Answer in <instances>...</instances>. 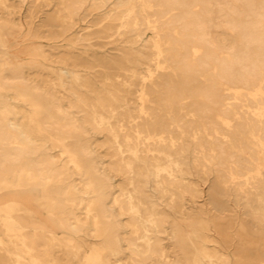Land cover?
<instances>
[{
    "label": "bare ground",
    "instance_id": "bare-ground-1",
    "mask_svg": "<svg viewBox=\"0 0 264 264\" xmlns=\"http://www.w3.org/2000/svg\"><path fill=\"white\" fill-rule=\"evenodd\" d=\"M10 1L0 264H264V0Z\"/></svg>",
    "mask_w": 264,
    "mask_h": 264
},
{
    "label": "rangeland",
    "instance_id": "rangeland-1",
    "mask_svg": "<svg viewBox=\"0 0 264 264\" xmlns=\"http://www.w3.org/2000/svg\"><path fill=\"white\" fill-rule=\"evenodd\" d=\"M19 0H11L10 2L12 3H15L17 4ZM27 3L24 5H22L20 7V11H19V17L22 21L23 24H25V22L28 20V18L31 16V20L33 22V25L35 27H37L38 24L41 23V21H43L45 18H47L46 16L47 15H51L53 13V8L52 7H44L41 5H36V6H30V1L31 0H26ZM29 3V5H28ZM83 19V20H81ZM96 19V16L94 15H83L81 14L78 18H77V25H79L77 28H80V27H83L89 23H91L92 21H95ZM55 26V25H54ZM76 28V29H77ZM54 29V28H53ZM20 35L16 37L15 40H10V41H6L5 42V45L8 47V49H10V51L8 52V54H12L13 51H11L12 48H14V46L16 45L15 43L16 42H20ZM117 46L116 45H112V44H106V45H103V46H95V47H92L90 49V51L94 52L95 54H98L99 57H103V56H106V57H111V56H115L117 55V50L115 49ZM1 50V48H0ZM31 77H33L31 75ZM199 184H200V188L202 190V194H203V200L207 199V193H208V190H209V186H210V183L208 182H202V181H199ZM203 200L201 202H203ZM225 202H227L229 204V206H233L234 202L232 201L231 198L229 199H224Z\"/></svg>",
    "mask_w": 264,
    "mask_h": 264
}]
</instances>
